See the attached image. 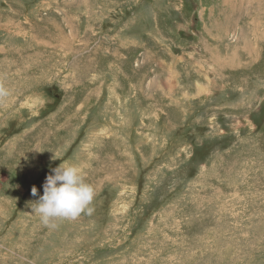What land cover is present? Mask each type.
<instances>
[{"label":"rangeland","instance_id":"1","mask_svg":"<svg viewBox=\"0 0 264 264\" xmlns=\"http://www.w3.org/2000/svg\"><path fill=\"white\" fill-rule=\"evenodd\" d=\"M0 90V264H264V0H0Z\"/></svg>","mask_w":264,"mask_h":264},{"label":"clouds","instance_id":"2","mask_svg":"<svg viewBox=\"0 0 264 264\" xmlns=\"http://www.w3.org/2000/svg\"><path fill=\"white\" fill-rule=\"evenodd\" d=\"M0 95H7V92L0 90ZM52 159H57L55 154ZM51 173L43 184L42 196L35 186L31 189L32 196H39L30 204L31 214L49 228H55L57 220H75L86 211L91 214L94 189L85 181L81 168L63 161L52 168Z\"/></svg>","mask_w":264,"mask_h":264}]
</instances>
